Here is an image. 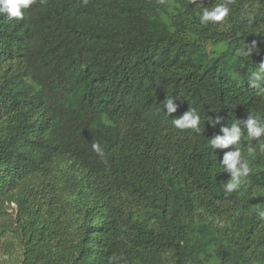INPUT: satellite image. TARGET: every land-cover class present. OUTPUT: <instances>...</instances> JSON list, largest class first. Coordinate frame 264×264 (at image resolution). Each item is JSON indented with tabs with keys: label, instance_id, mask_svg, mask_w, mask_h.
I'll list each match as a JSON object with an SVG mask.
<instances>
[{
	"label": "trees",
	"instance_id": "16d2710c",
	"mask_svg": "<svg viewBox=\"0 0 264 264\" xmlns=\"http://www.w3.org/2000/svg\"><path fill=\"white\" fill-rule=\"evenodd\" d=\"M220 2L35 0L0 16V262L264 264V137L243 128L264 124V86H249L264 0H226L202 25ZM189 109L199 127H175ZM239 122L253 171L226 193L234 146L209 139Z\"/></svg>",
	"mask_w": 264,
	"mask_h": 264
},
{
	"label": "clouds",
	"instance_id": "9594fccd",
	"mask_svg": "<svg viewBox=\"0 0 264 264\" xmlns=\"http://www.w3.org/2000/svg\"><path fill=\"white\" fill-rule=\"evenodd\" d=\"M35 0H0V16L9 20H23L24 11L29 9ZM195 0H193V3ZM230 8L226 0L217 3L212 8H204L199 16V21L202 25L208 23H219L225 20L229 15ZM256 47L254 41L250 47L247 46L245 55H250L251 51ZM249 86L260 88L264 86V63H260L256 71L251 73L249 77ZM178 105L174 102V98H168L164 104V110L170 116L176 112ZM220 118L217 117L219 122ZM173 125L180 129H197L200 125V115L195 109H189L183 115L172 121ZM243 128L246 129L249 140L259 141L264 137V124H261L257 118L252 115L243 122ZM221 133L209 139L210 145L213 149L221 148L227 149L229 146H234L223 154L220 161L224 170L230 173V179L223 185L226 193H232L240 189L242 183L253 171L248 160L242 157L241 151L236 147L241 141L242 127L239 123H232L230 126H222ZM92 149L99 155H103V149L99 143H93ZM261 151L264 152V145L261 146ZM259 218L264 219V209L258 210Z\"/></svg>",
	"mask_w": 264,
	"mask_h": 264
},
{
	"label": "rangeland",
	"instance_id": "374dc122",
	"mask_svg": "<svg viewBox=\"0 0 264 264\" xmlns=\"http://www.w3.org/2000/svg\"><path fill=\"white\" fill-rule=\"evenodd\" d=\"M0 264H18V260L9 259L7 256H2Z\"/></svg>",
	"mask_w": 264,
	"mask_h": 264
}]
</instances>
